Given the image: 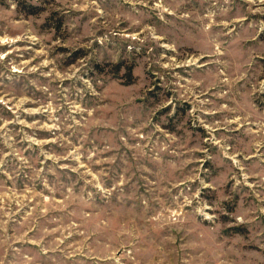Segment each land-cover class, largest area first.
<instances>
[{
  "label": "rangeland",
  "instance_id": "rangeland-1",
  "mask_svg": "<svg viewBox=\"0 0 264 264\" xmlns=\"http://www.w3.org/2000/svg\"><path fill=\"white\" fill-rule=\"evenodd\" d=\"M0 264H264V0H0Z\"/></svg>",
  "mask_w": 264,
  "mask_h": 264
}]
</instances>
